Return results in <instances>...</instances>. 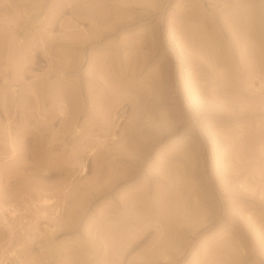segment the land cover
<instances>
[{
    "label": "rangeland",
    "instance_id": "374dc122",
    "mask_svg": "<svg viewBox=\"0 0 264 264\" xmlns=\"http://www.w3.org/2000/svg\"><path fill=\"white\" fill-rule=\"evenodd\" d=\"M0 264H264V0H0Z\"/></svg>",
    "mask_w": 264,
    "mask_h": 264
},
{
    "label": "bare ground",
    "instance_id": "6f19581e",
    "mask_svg": "<svg viewBox=\"0 0 264 264\" xmlns=\"http://www.w3.org/2000/svg\"><path fill=\"white\" fill-rule=\"evenodd\" d=\"M15 89V88H14Z\"/></svg>",
    "mask_w": 264,
    "mask_h": 264
}]
</instances>
